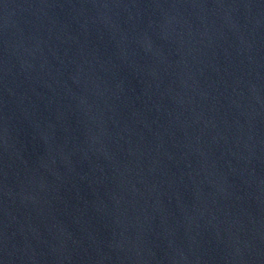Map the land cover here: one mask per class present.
I'll return each instance as SVG.
<instances>
[{"label":"water","instance_id":"95a60500","mask_svg":"<svg viewBox=\"0 0 264 264\" xmlns=\"http://www.w3.org/2000/svg\"><path fill=\"white\" fill-rule=\"evenodd\" d=\"M0 264H264V0H0Z\"/></svg>","mask_w":264,"mask_h":264}]
</instances>
